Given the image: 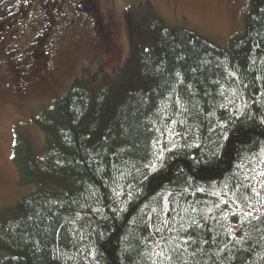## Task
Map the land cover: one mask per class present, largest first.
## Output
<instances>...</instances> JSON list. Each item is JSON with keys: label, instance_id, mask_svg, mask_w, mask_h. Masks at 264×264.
<instances>
[{"label": "trees", "instance_id": "obj_1", "mask_svg": "<svg viewBox=\"0 0 264 264\" xmlns=\"http://www.w3.org/2000/svg\"><path fill=\"white\" fill-rule=\"evenodd\" d=\"M143 17L137 81L75 78L34 118L44 155L16 137L33 188L0 214V264H264V0L229 49Z\"/></svg>", "mask_w": 264, "mask_h": 264}, {"label": "rangeland", "instance_id": "obj_2", "mask_svg": "<svg viewBox=\"0 0 264 264\" xmlns=\"http://www.w3.org/2000/svg\"><path fill=\"white\" fill-rule=\"evenodd\" d=\"M106 6L116 11V14L109 11L111 16L109 15V21L105 22L113 36V42L109 44L112 47L109 50L113 53L107 54L108 57L103 54L104 46L96 32L93 34L90 31V36H87V32H82L81 28H69L63 33L65 38L59 40L60 48L55 54L57 57L55 85L48 86L50 88L35 85L31 87V92L26 99H19L10 90L5 89L4 82L11 81L7 78L10 69L6 67L1 71L0 214L32 191L31 184L18 178L12 161L16 141L14 135H20V132H23L22 139H25L31 153L36 156L44 155V135L38 125H32L29 122L34 123V118L40 114L42 104L47 103L51 106L49 102L59 98L68 84L78 77L89 89H93L108 78L117 77L126 82L137 81L136 73L131 67L128 68L130 58L128 11L136 19L149 13L155 14L162 18L167 26H182L194 30L215 45L229 49L230 39L244 33L245 17L250 10V0H107ZM122 9L126 12V21H122L121 16L117 15V10ZM37 22L39 23L32 31L26 32L23 36L20 42L22 49L19 50L25 59H33L36 56L34 63L41 61L42 51L48 50L50 43L49 40H45V42L42 41L44 43L42 46L37 45L41 43L45 33L43 22ZM35 31H38V37H35ZM57 41L58 38L55 37V42ZM141 44L147 47L150 42L145 39ZM105 59L109 63H104ZM11 62L8 59V67ZM99 67L109 68L106 71H98ZM29 110L33 111L27 115Z\"/></svg>", "mask_w": 264, "mask_h": 264}, {"label": "flooded vegetation", "instance_id": "obj_3", "mask_svg": "<svg viewBox=\"0 0 264 264\" xmlns=\"http://www.w3.org/2000/svg\"><path fill=\"white\" fill-rule=\"evenodd\" d=\"M106 3L107 0H0V78L2 77L1 71L7 67L10 69L7 78L11 80L4 82L5 89L10 90L19 99H26L31 92V87L35 85L47 88L55 85L57 80L55 54L60 48L59 40L65 38L63 33L66 29L81 28L82 32H87V36H90V31L93 34L96 32L103 43L104 56L108 57L107 54L113 53L109 50L112 48L109 44L113 42V36L105 22L109 21V11L114 13L116 11L109 9ZM117 15L121 16L122 21H126L127 15L123 9L117 10ZM129 18L135 19L128 11ZM112 20L114 21V17ZM37 21L45 25L43 39L37 45L42 46L44 44L42 41L45 42V40H49L50 43L49 49L42 51L41 61L34 63L36 56L33 59H25L19 50L22 49L20 42L23 36L26 32L32 31L39 23ZM34 34L35 37L39 35L38 31ZM55 37L58 38L57 42H55ZM8 59L12 61L10 67H8ZM107 59L103 60L104 63H109ZM108 68L99 67L98 71H106ZM44 107L49 106L44 103L40 109ZM31 111L33 110H29L26 114H31ZM29 122L34 125L31 121ZM14 136L22 138L24 134L20 132V135Z\"/></svg>", "mask_w": 264, "mask_h": 264}, {"label": "snow or ice", "instance_id": "obj_4", "mask_svg": "<svg viewBox=\"0 0 264 264\" xmlns=\"http://www.w3.org/2000/svg\"><path fill=\"white\" fill-rule=\"evenodd\" d=\"M164 223H165V224H167V221L165 220V221H164ZM157 231L159 232V231H160V229H157Z\"/></svg>", "mask_w": 264, "mask_h": 264}]
</instances>
